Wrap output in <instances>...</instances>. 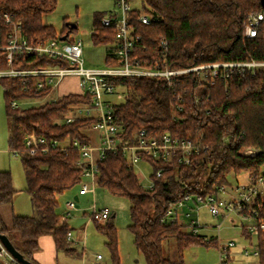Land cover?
<instances>
[{
	"label": "trees",
	"instance_id": "16d2710c",
	"mask_svg": "<svg viewBox=\"0 0 264 264\" xmlns=\"http://www.w3.org/2000/svg\"><path fill=\"white\" fill-rule=\"evenodd\" d=\"M58 0H0L1 43L8 42L12 24L6 23L4 13L20 22L22 33L31 43L38 40L68 36L74 31L69 24L58 35L44 16L53 12ZM140 9L153 16L150 24L138 20ZM264 10L261 0H139V7L131 11L135 33L141 41L135 46L132 59L147 67L180 69L194 65L240 61L249 58L264 60V21L256 37L244 35V21L249 13ZM105 13L96 14L92 39L94 44L107 45L106 65H115V28L102 26ZM168 41L167 56L160 48V37ZM58 60L39 57L35 53L22 54L15 67H44L57 64ZM8 67L6 57L0 55V69ZM7 101L6 115L10 120L8 142L23 162L26 191L33 214L13 213L10 225L2 223L0 232L6 233L16 248L26 257L40 249L39 238L52 235L57 249L72 251L67 238L69 225L62 220L59 196L77 190L81 180L75 163L80 152L70 147L67 153L51 149L30 155L25 146V136L36 125L48 138L65 139L67 135L89 141L83 129L88 119L61 120L71 104L90 103L88 94L70 93L57 101L13 109L14 98L39 97L47 93L25 90L23 78L0 77ZM119 89H124L122 100L117 94L113 112L123 128V135L132 141L136 132L146 128L150 135L169 133L188 137L207 145L192 155L190 163L163 162L143 155L151 165L149 177L154 185L145 189L138 180L136 167L122 154L109 153L100 164L97 186L106 188L117 196L130 201L134 243L147 264H184V250L192 244L207 243L202 235L192 234L177 223H164L161 218L170 201L186 193H217L218 187L227 182V175L248 171L256 176L264 167V69L255 74H235L229 87L223 80L214 85L195 82L192 73L176 76L174 82L155 77H123L110 79ZM30 81H34L31 79ZM254 149V155L244 154ZM161 171L157 175V171ZM18 193L10 170H0V205L13 204ZM68 213V210H67ZM97 228L106 236L111 254V264H120L118 233L112 216ZM175 241V258L165 256L163 243ZM260 264H264V232L258 236Z\"/></svg>",
	"mask_w": 264,
	"mask_h": 264
},
{
	"label": "built area",
	"instance_id": "2783aa9c",
	"mask_svg": "<svg viewBox=\"0 0 264 264\" xmlns=\"http://www.w3.org/2000/svg\"><path fill=\"white\" fill-rule=\"evenodd\" d=\"M137 0H118L119 11L106 14L101 18L102 26H113L115 28L116 42L114 53L117 57L115 65L102 67H91L86 65L84 57L83 40L69 34L66 38L55 37L46 40H38L31 43L22 33L20 22H14L12 16L4 13L6 23L12 24V31L8 33V42L1 43L0 55L6 57L8 67L0 69V77H21L25 83V90H33L36 93L47 91L39 97L14 98L10 102L13 109L26 108V104H42L45 101H57L60 96H52L64 79L70 76H78L80 79L81 94H88L90 103H74L68 112L58 122L70 123L75 119H88L89 123L83 129L89 141L83 142L77 137L67 135L65 139L48 138L39 132V126L28 132L24 142L26 150L30 155L38 151L44 153L51 149H59L67 153L70 147H75L80 152V157L75 163V168L80 170L81 180L78 185V195L95 196L97 188V177L101 162L109 153L122 154L135 167L141 162H146L143 155L163 162L177 161L178 163H190L192 155L208 146L201 141L173 136L163 133L160 136L150 135L146 128L139 129L132 141L123 135V128L115 118L113 112L114 101L110 98L117 94V86L110 79L116 76L123 77H155L162 78L172 83L176 76L183 73H192L196 83L202 85H214L219 79L229 87L230 79L235 74H255L258 69H264V60L249 58L240 61H218L194 65L180 69L162 68L160 66L147 67L138 60L132 59L135 46L141 41V35L135 33L132 23L134 17L131 14ZM138 20L142 24H150L153 16L149 12L140 9ZM264 21V10L249 13L244 21V35L256 37ZM168 41L164 36L160 37V48L163 56H167ZM35 53L39 57H48L58 60L57 64L44 67H22L14 66V63L22 54ZM34 79V81H30ZM17 155V151H13ZM244 154L254 155L256 150L246 149ZM248 172V171H247ZM234 173V172H232ZM161 171H157L160 175ZM231 174V173H230ZM227 182L218 187L217 193H186L176 201H170L161 221L164 223H177L192 234L202 235L207 243L217 242L220 252V263L228 264L234 255L231 249L236 246L234 240L220 244L217 238L214 240L200 233L203 223L198 217L200 209L205 208L212 217L218 219L215 225L220 231L224 221L234 219L236 215L242 220V228L249 245L242 247L238 254H242L252 261L247 264H260V246L258 236L264 232V167L256 176H250L245 181ZM145 173L141 168L137 172L138 180L145 189L153 188V181L143 184ZM65 207L68 213L79 210L76 200H67ZM90 211L91 219L106 221L112 211L108 208H99L95 202L83 208ZM233 217V216H232ZM66 217H62V220ZM253 237L256 241L253 242ZM68 240L72 239V231L67 233ZM7 256L12 264H21L1 244L0 257ZM97 254V258H102ZM7 263V262H6Z\"/></svg>",
	"mask_w": 264,
	"mask_h": 264
},
{
	"label": "rangeland",
	"instance_id": "374dc122",
	"mask_svg": "<svg viewBox=\"0 0 264 264\" xmlns=\"http://www.w3.org/2000/svg\"><path fill=\"white\" fill-rule=\"evenodd\" d=\"M134 7H139V0L133 3ZM118 0H58L56 9L44 16V22L52 25L55 31L60 35L66 26L75 24L76 27L71 33V36L79 37L83 40L84 57L86 65L93 67H102L106 65L107 45L94 44L92 39V31L94 30L95 16L98 13L112 14L118 12ZM78 79V78H77ZM65 80V79H64ZM62 81V88L76 89V79ZM61 87V86H60ZM125 90L119 89L117 92V100H122ZM55 93L52 92V96ZM116 97L113 96L114 100ZM116 100V99H115ZM114 100V101H115ZM116 100V101H117ZM39 104H26V107H31ZM7 101L4 96L3 87L0 79V170H10L13 176L14 185L18 190L16 198H14L13 205L15 212L22 215L33 214L30 196L26 191V175L21 158L15 155L9 145V125L10 120L6 115ZM145 173L143 184H147L149 180V173L151 165L148 162H141L136 167ZM233 173L228 176L229 182H233L231 177ZM75 190L67 191L60 200V212L63 217H67L68 225L72 231V241L79 250L84 251V255L79 258L64 257L65 252L59 251V262H79L80 264L92 263L91 260H96V255L101 254L103 259L101 263L111 264L110 250L106 244V236L97 228V222L91 219L90 215H84L82 210L88 207L89 203L85 202L84 198L76 202L79 210L67 213L65 203L67 200L74 199ZM97 206L99 208H108L115 213L113 218L114 224L117 227L118 233V251L120 256V264H147L144 254L139 251L134 243L135 236L129 225L131 221L130 201L127 197L117 196L110 193L106 188L97 186L96 188ZM91 204V203H90ZM233 216V217H232ZM234 222L227 220L224 221L220 231L217 230L216 224L218 219L212 217L207 209L201 208L198 217L203 223L200 228V233L209 238L216 239L220 244H225L229 240H234L236 246L231 249L234 255L228 264H247L252 259L238 254L242 247L249 245L250 241L246 238L243 228L242 220L238 216L232 215ZM256 237H253V242ZM165 256L175 258V241L168 239L163 243ZM5 264H8V257H1ZM83 258V259H82ZM85 258V260H84ZM77 259V260H76ZM184 264H221L219 245L217 242L212 244L197 243L192 244L184 250ZM7 262V263H6ZM66 264V263H64Z\"/></svg>",
	"mask_w": 264,
	"mask_h": 264
},
{
	"label": "crops",
	"instance_id": "0c3cea01",
	"mask_svg": "<svg viewBox=\"0 0 264 264\" xmlns=\"http://www.w3.org/2000/svg\"><path fill=\"white\" fill-rule=\"evenodd\" d=\"M112 13H114V12H112ZM72 26L75 29L76 25L73 24ZM91 67H93V66H91ZM70 79L71 80L72 79H76V85H77L76 89H71V90L69 88L63 89L62 88L63 82H62L59 85V87L55 91H53V93H55L58 96H60V95L63 96V95L70 94V93H81L82 89H81V86H80L79 77L78 76H70V77H67L64 81L70 80ZM112 97H110V98H112ZM231 177H232L233 181H237L238 179L240 181H245L246 178L248 177V172L247 171H242V172H240L238 174L237 173H233L231 175ZM13 183H14V181H13ZM63 195L64 194H61L59 196V201L61 200V197ZM15 198H16V196H15ZM81 198H84L85 202H87V203L90 202L92 204L93 202H95L96 205H97V196H96V194H95V196H92V195H78V187H77V190L75 191V194H74V199L76 200V202H78V201L81 200ZM90 203H89V205H90ZM84 208H86V207H84ZM73 211H75V210H73ZM73 211H70V212H73ZM82 212H83L84 215H90V211L89 210L83 209ZM13 213L18 214L17 212H15V207H14L13 204H2V205H0V218H1L3 224H5V225H10L11 224ZM111 216L114 217L115 213H113V214L111 213ZM95 222L104 223L105 221H103V222L95 221ZM69 229L71 230L70 227H69ZM69 244H70L71 247H73L74 250L67 251V250H61L60 249V252H65L64 257L66 259H69V258H72V257H73L72 259H75V258H79L80 259L82 257V255H84V251L79 250L76 247V245L74 244V242L72 241V239L69 240ZM39 245H40V249L37 252L34 253L33 259L32 260L30 259L34 264H64V263L71 264L69 262H64V263L59 262V256H58V254H59L58 250L59 249H57L55 241H54V238H53L52 235H49V234L42 235L39 238ZM69 256H72V257H69ZM95 258H96V260H91L92 263H89V264H104V263L100 262V260H102L103 257L99 259V258H97V255H96ZM84 260H85V258H84ZM8 264H12V262L10 260H8ZM74 264H80V263L79 262H74Z\"/></svg>",
	"mask_w": 264,
	"mask_h": 264
},
{
	"label": "water",
	"instance_id": "95a60500",
	"mask_svg": "<svg viewBox=\"0 0 264 264\" xmlns=\"http://www.w3.org/2000/svg\"><path fill=\"white\" fill-rule=\"evenodd\" d=\"M261 4L264 7V0H261ZM66 38V35L62 37ZM1 244L7 249V251L21 264H34L29 258H27L20 250L16 248L10 237L3 232H0V250ZM0 264H5V261L0 257Z\"/></svg>",
	"mask_w": 264,
	"mask_h": 264
}]
</instances>
